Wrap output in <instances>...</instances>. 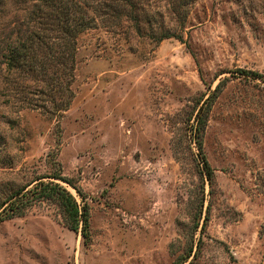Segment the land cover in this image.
<instances>
[{
  "label": "rangeland",
  "instance_id": "rangeland-1",
  "mask_svg": "<svg viewBox=\"0 0 264 264\" xmlns=\"http://www.w3.org/2000/svg\"><path fill=\"white\" fill-rule=\"evenodd\" d=\"M169 19L177 38L159 42L82 32L58 118L0 102V202L58 171L89 208L86 243L51 202L0 221V264H264V0H196Z\"/></svg>",
  "mask_w": 264,
  "mask_h": 264
},
{
  "label": "trees",
  "instance_id": "trees-1",
  "mask_svg": "<svg viewBox=\"0 0 264 264\" xmlns=\"http://www.w3.org/2000/svg\"><path fill=\"white\" fill-rule=\"evenodd\" d=\"M196 0H0V102L58 118L74 97L78 36L88 29L105 28L116 35L148 38L154 42L176 37L166 21L182 25ZM170 15H169V14ZM260 76V75H259ZM264 82V76H261ZM220 81L195 116V132H202ZM196 145L202 152L201 140ZM201 173L211 183L213 168L201 153ZM263 180V181H262ZM60 181V172L29 179L0 202V221L22 216L37 202L56 205L67 228L89 240V208ZM264 194V179H261ZM182 262V261H180ZM180 264V263H175Z\"/></svg>",
  "mask_w": 264,
  "mask_h": 264
}]
</instances>
